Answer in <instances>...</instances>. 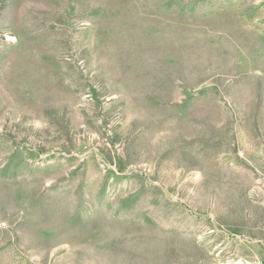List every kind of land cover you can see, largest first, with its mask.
<instances>
[{
    "label": "rangeland",
    "instance_id": "1",
    "mask_svg": "<svg viewBox=\"0 0 264 264\" xmlns=\"http://www.w3.org/2000/svg\"><path fill=\"white\" fill-rule=\"evenodd\" d=\"M0 264H264V0H0Z\"/></svg>",
    "mask_w": 264,
    "mask_h": 264
}]
</instances>
